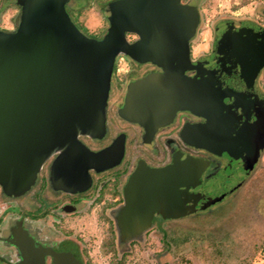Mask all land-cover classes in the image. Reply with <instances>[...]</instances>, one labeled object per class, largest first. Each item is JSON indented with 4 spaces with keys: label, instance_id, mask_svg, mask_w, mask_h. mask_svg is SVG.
<instances>
[{
    "label": "flooded vegetation",
    "instance_id": "af4514ba",
    "mask_svg": "<svg viewBox=\"0 0 264 264\" xmlns=\"http://www.w3.org/2000/svg\"><path fill=\"white\" fill-rule=\"evenodd\" d=\"M68 9L80 29L76 10ZM2 11L3 7L0 20ZM0 30L12 31L1 26ZM106 30L85 34L102 38ZM127 39L132 43L139 37L128 33ZM220 48L216 29L202 53L194 54L191 40L189 68L183 78L199 86L177 89L189 106L152 114L145 120L135 112L122 113L129 86L146 77L165 76L166 71L119 55L111 78L105 130L100 136L79 137L91 152L101 154L97 168L59 171L54 180L56 153L43 164L36 182L25 193L11 197L0 186V264H96L89 249L90 238L78 219L92 212L100 221V248L110 264H126L133 247L151 234L161 247L152 255L154 264H166L171 226L185 218L212 213L232 201L264 161V127H257L264 104L261 108L255 106L264 102V62L245 68L240 64L241 57L231 64L224 54L232 51L221 53ZM120 58L126 62L125 70L119 67ZM143 92L146 89L132 91L135 99ZM246 104H254L251 107L260 112L250 109L253 112L244 124L241 120ZM248 131L253 133L250 138ZM237 180H242L239 187L213 206L187 216L170 217L182 210L180 199L186 183L190 191L213 189L218 196ZM164 199L179 202L162 206ZM127 214L133 218L129 230L139 232L130 237L122 236L121 224ZM144 223L148 225L143 227Z\"/></svg>",
    "mask_w": 264,
    "mask_h": 264
},
{
    "label": "water",
    "instance_id": "95a60500",
    "mask_svg": "<svg viewBox=\"0 0 264 264\" xmlns=\"http://www.w3.org/2000/svg\"><path fill=\"white\" fill-rule=\"evenodd\" d=\"M72 1L15 0L21 8L17 28L0 30V186L11 197L28 191L43 164L56 153L54 180L59 171L97 168L101 154L91 152L79 137L100 136L105 130L111 78L119 55L166 71L165 76L146 77L130 85L122 113L135 112L145 120L189 106L177 89L194 85L183 75L189 68L190 42L201 22L197 5L182 0H113L105 7L109 23L105 34L93 38L72 20L67 10L76 8ZM128 33L139 39L129 42ZM134 89L147 93L135 99ZM246 105L243 123L249 113L260 112L254 104ZM261 113L257 127H264V109ZM245 129L254 131L249 126ZM252 170L250 164L249 173ZM241 182L235 181L218 196L213 189L190 191L186 183L182 210L170 217L205 210ZM178 202L164 199L162 206ZM126 208L131 209V202ZM147 216L150 220L149 212ZM123 219L122 236L139 233L129 230L131 216Z\"/></svg>",
    "mask_w": 264,
    "mask_h": 264
},
{
    "label": "rangeland",
    "instance_id": "374dc122",
    "mask_svg": "<svg viewBox=\"0 0 264 264\" xmlns=\"http://www.w3.org/2000/svg\"><path fill=\"white\" fill-rule=\"evenodd\" d=\"M109 1H72L84 33L98 34L108 28L104 5ZM184 1L194 2L201 13L193 40L194 54L207 50L216 29L221 47L218 51H232L224 54L231 64L238 63L241 57L240 64L245 68L264 62V0ZM1 7L4 11L0 26L12 30L17 26L21 9L15 0L10 3L0 0ZM230 18L241 21L232 22ZM258 52L261 55L257 58ZM234 197L212 213L185 218L171 226L166 264H264V161ZM78 219L90 238L89 249L96 264H110V258L100 248L103 232L94 212ZM160 249L157 238L151 234L133 247L126 264H154L152 255Z\"/></svg>",
    "mask_w": 264,
    "mask_h": 264
},
{
    "label": "built area",
    "instance_id": "2783aa9c",
    "mask_svg": "<svg viewBox=\"0 0 264 264\" xmlns=\"http://www.w3.org/2000/svg\"><path fill=\"white\" fill-rule=\"evenodd\" d=\"M119 67L121 70L126 69V62L123 60V58H120V60H119Z\"/></svg>",
    "mask_w": 264,
    "mask_h": 264
},
{
    "label": "trees",
    "instance_id": "16d2710c",
    "mask_svg": "<svg viewBox=\"0 0 264 264\" xmlns=\"http://www.w3.org/2000/svg\"><path fill=\"white\" fill-rule=\"evenodd\" d=\"M67 10H69L68 8H67ZM231 20H232V22H239V21H241V20H235V19H233V18H230Z\"/></svg>",
    "mask_w": 264,
    "mask_h": 264
}]
</instances>
